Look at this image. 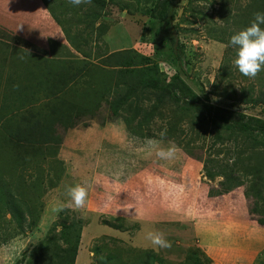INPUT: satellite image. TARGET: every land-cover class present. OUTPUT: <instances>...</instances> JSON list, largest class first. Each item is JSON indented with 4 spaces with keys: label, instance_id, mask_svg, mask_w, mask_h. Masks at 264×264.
I'll return each mask as SVG.
<instances>
[{
    "label": "rangeland",
    "instance_id": "374dc122",
    "mask_svg": "<svg viewBox=\"0 0 264 264\" xmlns=\"http://www.w3.org/2000/svg\"><path fill=\"white\" fill-rule=\"evenodd\" d=\"M263 1L254 4L251 0H182L175 8L173 20L178 25L176 37L185 45L184 72L180 71L185 82L201 97L209 93L215 83H221L216 81L218 69L222 59L229 60L231 69L218 88L219 95L226 97L210 95L212 102L223 107L237 105L245 113L260 117H264V70L255 79L243 76L233 65L236 49L225 45L232 35L248 27L245 24L253 20L254 13H264ZM104 2L103 7L100 4L92 6V3L72 7L67 0H0L1 108L5 95L13 90V84H18L21 77L19 92L34 99L27 107L34 109L32 112L36 106L41 110L44 108L46 98L35 85L38 75L46 74L45 70L35 67L39 58L49 64L51 61H70L71 69L69 63L65 68L76 74L75 80L70 81L74 96L73 93L67 95L73 110L51 125L46 131L48 136L12 142V136L0 135L5 136L4 144L1 140L0 164L18 170L24 163L25 174L31 175L12 188L16 195L29 202L32 211L23 232L14 223H7L10 220L8 214H0V264H24L31 246L46 237L49 230L57 234L63 229L62 225L72 222L69 219L73 215L81 219L77 264H89L96 246H101L104 253L119 254L125 263L134 260L136 254L150 250L161 260L155 264H190L195 259L199 264H264V223L261 222L264 221V204L252 196L256 177L259 180L264 176L261 171H255L254 159H259L262 154H250L247 150L239 152L233 142L226 140L219 144L210 133L189 139L177 137L170 130L176 125L166 123V119L172 121L166 117L173 115L167 103L159 110L165 119L161 120L159 113L149 126H139L137 122L144 115L134 120L132 107L122 109L120 114L131 122L130 128L139 132L137 136L149 133L151 136L147 138L137 137L128 131L121 117L111 115L109 96L105 95L104 99L101 96L104 101L98 107L89 105L87 108L88 101H94V95L88 99L84 97L85 92L99 87L93 79L96 77L93 70L108 67L104 61L109 62V55L118 51L134 49L143 55H152L156 26L150 27L152 23H158L143 13L150 5L148 0H140L137 5L134 0ZM125 5L127 7L122 8ZM90 6L92 12L87 10L89 15L85 17L83 13ZM94 12L101 17L95 20ZM84 32L91 33L90 37ZM81 37L93 41L85 46L78 40ZM226 51L230 57L224 58ZM83 61L92 63L89 67L92 73L86 80L77 81L78 68ZM109 63L113 66V62ZM160 68L168 72L162 62ZM90 79L93 84L85 82ZM250 86L254 87L253 96L261 98L263 103L247 107L228 99L232 97L231 91L239 97L242 88ZM145 97L139 102L141 114V109L150 105L147 97L153 98L150 94ZM80 108L87 109L83 120L76 116L82 111ZM25 112L23 108L12 119L19 120ZM44 112L48 114V109L42 110ZM69 115L73 117L71 123L63 124ZM6 116L3 113L4 119ZM2 123L0 118V133H11L13 129L8 122H4L6 128L1 127ZM89 134V139H83ZM105 135L107 139L103 138ZM56 139H61V144L55 143ZM149 139L160 141L163 148L175 144L179 151L172 160H160L147 145ZM9 141L14 145H7ZM54 152L52 158L50 154ZM242 163L248 164L244 167L246 170H252L251 166L253 170L231 189L229 183L226 185L223 173L236 174L238 169L243 172L239 168ZM52 168L57 173L51 174L50 180L39 177L43 171ZM14 177L22 181L23 174ZM37 177L42 182L41 187L31 192ZM76 184L88 189L86 204L81 209L68 207L71 201L66 189ZM260 192L264 194V191ZM89 197L100 204L99 210L89 205ZM38 205L43 207L38 208ZM62 211L64 216L59 217ZM66 215L69 216L66 218ZM31 222H36L32 229L27 225ZM110 223L123 229L114 230ZM146 230L164 233L171 247L156 250L145 240ZM70 234L73 238L72 229ZM58 242L61 244V240ZM97 260L96 257L93 262Z\"/></svg>",
    "mask_w": 264,
    "mask_h": 264
},
{
    "label": "trees",
    "instance_id": "16d2710c",
    "mask_svg": "<svg viewBox=\"0 0 264 264\" xmlns=\"http://www.w3.org/2000/svg\"><path fill=\"white\" fill-rule=\"evenodd\" d=\"M134 1L135 5L140 3V0ZM148 1L150 2V5L143 9V13L153 21L158 22L152 23V27H150L154 28L156 26L157 30L155 29L153 32V34H155L154 36L162 35L158 38L153 36V44H151L153 47L152 55H143L134 49L118 51L111 57L109 55L108 60L111 59L109 62H113V66H111L108 61L104 62L106 63V66L111 68L103 66L98 68V70H93V73H96V77L93 79H95V83L99 87L85 92L84 97H87L88 99L91 98V95H94V101L92 103H89L88 101V104H86L87 108H89V105H91V107L94 106L93 108L98 107L100 102L104 101L101 99V96H103V99L105 98V95L109 96V98H111V100L108 101L111 115L121 117L124 120L128 131L133 134L135 133L137 136L139 132H135V130L130 128L131 122H128L125 117L121 116L120 113L122 109L127 106L132 107L135 112L134 120H137V117L144 115V117L137 122L139 126H149L152 119L159 113L160 119H165L159 110L165 103H167V106L172 109L173 115L166 117L172 119V121H170V119L167 121L166 119V123L173 126L176 125L174 128L171 127L170 130L172 129V132L176 134L177 137L189 139L193 136L199 137L200 135H208L210 133L213 134L214 140L219 144H223L226 140L233 142L235 147L239 148V152H245L247 150L250 154H262L259 159H254L257 164L255 171L259 170L264 174V117L245 113L237 105H231L228 107L216 105L210 98V95L226 97L224 94L219 95L218 88L228 76V69H231L229 67L230 61L222 59V65H220L216 76V81L220 80L221 83H215L209 93H204L200 97L196 91L185 82L180 74V71L184 72L182 67L185 45L181 44L178 37H176L177 35L175 31L178 25L174 24L173 20L176 16L175 8L182 0ZM258 1L260 0H251L254 4H257ZM99 4L103 7L105 5L104 0H92V6ZM262 4L264 5V1ZM127 5L122 8H126ZM92 6L85 10L86 13H83L85 17L89 15L87 10L92 12ZM248 7H250V5ZM95 12L98 13L97 10ZM95 12L93 16L96 20L99 19L101 15ZM228 17H230V15H228L227 18ZM232 18H235V16ZM251 21L252 20L250 19L245 26H249ZM261 27H264V25H261ZM161 29H163L162 33H160ZM148 30L152 31L150 29ZM85 35L86 37H90L91 33H85ZM78 40L80 44L82 43L85 46L89 44V41H93V39L88 40V38L84 39L82 37ZM225 57H230L228 51H226L224 58ZM27 58L30 57L27 55ZM32 58L34 59V57ZM160 62L165 64L168 68V72L161 70ZM49 63L50 62L41 58L35 62L36 68H41L46 71L45 75H38L35 85L39 87L38 91L46 98L44 108H41L43 111L47 108L48 114L45 112V114L42 113V110L38 109L37 106L33 112L32 110L34 109L31 110L30 107H27V104L34 99H31L33 97L28 96L24 92L23 94L22 92H19L21 89L20 84L23 81L22 77L20 80L17 77L19 80L18 84L14 83L13 90H9V93L7 94L5 93L9 97L5 95L4 106L2 108L0 107V113L2 114V117L0 118L3 120L1 127L6 128L4 127V122L7 121L13 130L11 133H9L10 131H7L0 133V135L6 134L5 136H12V142L15 140H24L28 137L36 139L38 137L48 136L46 131L51 129V125L60 120L59 117L61 115L70 113L73 110L72 102L68 99L69 96H67L69 93H73L74 96L73 89L70 87L72 85L70 81L75 80L76 74H71L69 72L71 69L70 67H72L70 63L72 62L51 61V64ZM68 63L71 65L69 66V70L68 68H65V64ZM80 64L77 81L86 80V77L88 78L89 74L92 73V69L89 68L92 66V63L83 61L80 62ZM108 69L110 70L107 71ZM219 77H221V79H219ZM93 79L85 82L87 84L88 82L89 84H93ZM231 92L233 93L231 94L232 97H228V99H230L232 103L237 102L243 106L248 105L247 107L250 105L253 107L254 105L263 103L261 98L253 96L254 87L252 86L248 87V89L242 88L239 97L234 91ZM149 94L153 98L149 99V97H147L150 105H148V107H143L141 109V114V111L139 110V102L143 101L144 98H146L145 96ZM23 108L26 109V112H29L20 115L22 117L19 118V120H13L12 116L20 113ZM80 109L82 111L79 112V114H76V116H79L83 120L86 117L85 113H87V109ZM3 113L5 116L7 115L5 119ZM50 114H52V118H50ZM262 114L264 115V111ZM72 118V115L65 117L64 119L67 120V122L62 121L63 124L67 125L68 122L71 123ZM35 134H38V136ZM150 136L151 135L148 133L139 134L137 137L147 138ZM4 137L0 136V147H2L1 140L4 144ZM10 143L11 141L6 142L7 145ZM55 143L58 145L61 144V139H56ZM11 144L12 146L14 145L13 143ZM218 152L220 153V151ZM54 154L55 152L50 154L52 158L54 157ZM23 164L24 163H22V167L18 170L12 167L8 168L6 167V164H0V214H8L10 220L7 223H14L20 232L25 230L24 225L27 222L28 216H31L32 213L29 202L20 198V195H16L13 191L14 188H12L13 185L15 186L24 182L25 178L31 177V175L25 174L27 168L23 166ZM247 165V163H242V166L239 168L242 169L243 172H239L238 169L236 174L232 173L231 175V173L224 171L223 178L227 181L226 185L229 183L231 189H235L240 184L239 179L253 170L252 166L250 167L252 170H246L244 167H247ZM226 166L228 167L229 165ZM11 169L19 171L17 174H23L22 181H19L14 177L17 174L14 175L15 171L13 170V172H10ZM230 170L231 169H229V171ZM55 173H57V171L54 168L47 169V171H43L39 177L43 176L46 180H50L52 178L51 174ZM39 177H37V182H34L33 184L34 188L32 187L30 189L31 192H34L35 189H40L42 182L38 179ZM44 183L45 182H43V184ZM21 186H23V184ZM253 191L252 196L256 198L257 202H262L264 204V194L261 195L260 192L264 191V176L263 178L260 177L259 180H257L256 177V184L254 185ZM37 207L41 208L43 205H38ZM63 216L64 213L62 211L59 214V217ZM68 216L69 215H66L65 217L67 218ZM69 220L72 222H70L69 225H62L63 229L57 234H54V230H49L46 237L40 240L36 245L31 246L30 254L24 259V264H74L80 241L81 219H78L73 215ZM261 222L264 223L263 219ZM261 222L258 219V223ZM110 224L111 225L109 226L113 229H123L120 225ZM27 225L32 229L36 225V222H31V224ZM59 225L61 226V224ZM71 229L74 232L73 238L70 236ZM55 240L57 241L55 242ZM58 240H61V244H59ZM93 251L94 254L92 259L96 257L98 258L97 262L94 261L95 264H155L157 261L159 263L161 262L158 257H155L157 255L150 250L142 251L141 255L136 254L137 257L134 260H130L129 263L122 261V259L119 258V254L112 255L110 252L104 253L101 246H96ZM26 254L27 253H24V255ZM101 254H104L103 257ZM141 256L144 258H141ZM114 261H116V263H114ZM190 264L199 263L198 260L195 259L192 263L190 262Z\"/></svg>",
    "mask_w": 264,
    "mask_h": 264
},
{
    "label": "clouds",
    "instance_id": "9594fccd",
    "mask_svg": "<svg viewBox=\"0 0 264 264\" xmlns=\"http://www.w3.org/2000/svg\"><path fill=\"white\" fill-rule=\"evenodd\" d=\"M67 3L72 7H80L91 5L92 0H67ZM261 25H264V13H254L250 25L232 35L228 45H225V47L231 46L237 50L233 65L249 79H255L264 70V27ZM163 135L164 133H161V136ZM147 145L154 150L155 156L160 160H172L179 151L175 144L168 148L160 147V141L154 139H149ZM66 193L71 201L68 207L81 209L85 206L88 196V189L85 186L81 184L70 186L66 189ZM144 238L156 250L171 247V243L162 232L146 230Z\"/></svg>",
    "mask_w": 264,
    "mask_h": 264
},
{
    "label": "crops",
    "instance_id": "0c3cea01",
    "mask_svg": "<svg viewBox=\"0 0 264 264\" xmlns=\"http://www.w3.org/2000/svg\"><path fill=\"white\" fill-rule=\"evenodd\" d=\"M52 24V23H51ZM44 37V36H43ZM69 62V61H68ZM71 64V63H70ZM72 65V64H71ZM70 65V66H71ZM88 131V130H87ZM86 133H90V132H86ZM94 135V134H93ZM107 135H105L103 138H106L107 139V137H106ZM91 136H90V134L88 135V136H83V139L84 138H86V139H89ZM51 202V201H50ZM50 202H48L49 204H50ZM89 205H93V206H95V208L97 209V210H99L100 209V204L95 200V199H93V197H89ZM51 205V204H50ZM111 228V227H110ZM113 229V228H112ZM115 230V229H114ZM81 237H82V235H81ZM81 239V238H80ZM80 244H81V241H80ZM79 250H80V245H79V248H78V252H77V255H76V259H75V263L74 264H77V261H78V255H79ZM91 256V254L89 255V257ZM93 257L91 256V258H90V260H89V264H93V259H92Z\"/></svg>",
    "mask_w": 264,
    "mask_h": 264
}]
</instances>
